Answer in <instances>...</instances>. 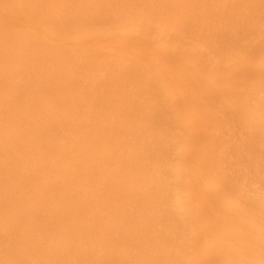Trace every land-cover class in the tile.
I'll use <instances>...</instances> for the list:
<instances>
[{
  "label": "bare ground",
  "instance_id": "bare-ground-1",
  "mask_svg": "<svg viewBox=\"0 0 264 264\" xmlns=\"http://www.w3.org/2000/svg\"><path fill=\"white\" fill-rule=\"evenodd\" d=\"M3 67L0 264H264V0H0Z\"/></svg>",
  "mask_w": 264,
  "mask_h": 264
},
{
  "label": "rangeland",
  "instance_id": "rangeland-1",
  "mask_svg": "<svg viewBox=\"0 0 264 264\" xmlns=\"http://www.w3.org/2000/svg\"><path fill=\"white\" fill-rule=\"evenodd\" d=\"M6 71L7 70L4 67L1 68V71H0L3 74V77H5V79H4L5 82L4 81H3V83L0 82V118L2 119L3 117H5V115L7 113L8 114H13V115H15L17 113V115H21L24 118V121L23 122L27 125V127L28 128H32L31 126H33V122L35 121L34 117L30 115V112H28L27 109H21L22 107L26 106V103H28V100L30 99V94L25 89V82H23V80H22V73H20L19 71H15V72H12V71H10V72L7 71L6 72ZM137 72H138V74L140 73L139 71H136V72H134V74L136 75ZM137 78H138L137 76L136 77H134V76L132 77L131 75L130 76H127L126 75V77H123V79H122L121 82L124 85L123 87H125V92H127L128 94H132L133 93L132 92V88H133V86H136V85H133L135 83L134 82V79H137ZM141 93H143V97L144 98L142 100L136 98L137 99V100H135V102L137 103L136 106L139 105V107H137L138 110H136V111L137 112L139 111L138 112V115L143 116V113H144V116L143 117H146V118H149V119L152 120V123H153L152 126L153 127L151 126V128H154V126L158 127L160 125V122H165V121L162 118L161 119L160 118L159 119H156V117L157 116H160L163 113H161L158 109L156 111V108H155L156 106L153 105L155 101L154 100H151V99H148V93H147L146 90H144V91L141 90ZM145 96H147V97H145ZM9 99H10V101H13V103H12L11 106H15L16 109H6V106L5 105H6V102ZM141 102H142V104H141ZM97 103H99V102H97ZM145 104H148V105H145ZM150 104H152V105L150 106ZM11 106L9 108H11ZM100 110H102V109H99V108L95 109L96 112H99ZM146 110H148L149 112L146 111ZM58 111H55V114ZM136 111L134 109V113H137ZM150 113H153V115L150 114ZM52 115L53 114H51V116ZM161 116H163V115H161ZM49 118H51V117L48 115L47 117H45V120H47ZM163 118H164V116H163ZM157 123H159V124H157ZM148 136H149V134L146 133V135L143 138H146L147 137V139H148ZM22 204L24 205V203H22ZM19 223L20 222L17 219V221H15V225L16 226L17 225L19 226ZM51 264H55L54 261Z\"/></svg>",
  "mask_w": 264,
  "mask_h": 264
}]
</instances>
